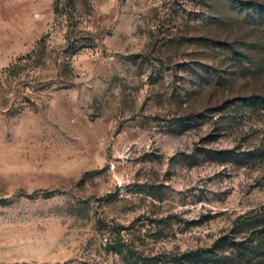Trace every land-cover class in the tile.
Here are the masks:
<instances>
[{
  "label": "rangeland",
  "instance_id": "obj_1",
  "mask_svg": "<svg viewBox=\"0 0 264 264\" xmlns=\"http://www.w3.org/2000/svg\"><path fill=\"white\" fill-rule=\"evenodd\" d=\"M254 211L264 0H0V264H134Z\"/></svg>",
  "mask_w": 264,
  "mask_h": 264
},
{
  "label": "trees",
  "instance_id": "obj_2",
  "mask_svg": "<svg viewBox=\"0 0 264 264\" xmlns=\"http://www.w3.org/2000/svg\"><path fill=\"white\" fill-rule=\"evenodd\" d=\"M212 160L221 164H237L244 166L255 160L252 152H238L235 149L211 152ZM209 156V155H208ZM253 216H252V215ZM249 215L241 216L234 221L233 228L227 236L215 241L210 248H199L185 253L161 254L154 257L136 258L134 264H231L236 256L240 262L264 264V212L254 211ZM250 228L248 241H237L236 233L240 228ZM120 236V235H118ZM115 246V245H114ZM126 250L129 257H135L132 245L118 242L113 251ZM232 251L229 256L226 255Z\"/></svg>",
  "mask_w": 264,
  "mask_h": 264
}]
</instances>
